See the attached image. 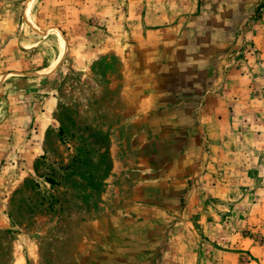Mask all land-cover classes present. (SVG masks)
Masks as SVG:
<instances>
[{
    "label": "rangeland",
    "instance_id": "1",
    "mask_svg": "<svg viewBox=\"0 0 264 264\" xmlns=\"http://www.w3.org/2000/svg\"><path fill=\"white\" fill-rule=\"evenodd\" d=\"M166 3L0 0V264H264V0Z\"/></svg>",
    "mask_w": 264,
    "mask_h": 264
},
{
    "label": "crops",
    "instance_id": "2",
    "mask_svg": "<svg viewBox=\"0 0 264 264\" xmlns=\"http://www.w3.org/2000/svg\"><path fill=\"white\" fill-rule=\"evenodd\" d=\"M147 1L149 0H135V8L133 11L132 18H134V22L131 25H127V27H130V32H134V47L143 46V44H151L149 43V40L145 39L143 42L141 39H137L136 37H141L140 35H143L145 37L146 33L149 34H165L167 32L172 31L173 27H169L171 20H170V8L168 7V4H153L151 5V8H147ZM151 1V0H150ZM157 1V0H156ZM181 11L179 9L174 12V14H179ZM152 17L150 20L145 18V16ZM128 20H130L131 17H126ZM163 19L162 21L158 22L157 20ZM127 27H124V29H119L122 32L128 31ZM119 32V31H118ZM143 33V34H142ZM156 44L157 41L155 42ZM160 43H164V41H159ZM162 46V45H160ZM182 45L179 44V47ZM186 47H190V45H184ZM208 108L211 106L207 105ZM4 224V222H3ZM264 255V253H263ZM262 256V255H261Z\"/></svg>",
    "mask_w": 264,
    "mask_h": 264
}]
</instances>
